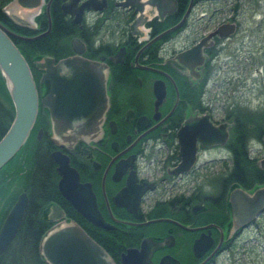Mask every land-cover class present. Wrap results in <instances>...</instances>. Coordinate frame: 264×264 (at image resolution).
<instances>
[{"label": "flooded vegetation", "instance_id": "af4514ba", "mask_svg": "<svg viewBox=\"0 0 264 264\" xmlns=\"http://www.w3.org/2000/svg\"><path fill=\"white\" fill-rule=\"evenodd\" d=\"M11 1L0 0L11 31L30 37L50 28L35 40L12 38L38 41L27 61L38 94L28 138L44 142L57 190L52 153L67 157L104 225L59 190L66 209L51 203L47 218L62 211L112 264H258L264 209L255 191L264 186V129L249 124L247 106L215 81L226 64L220 54L239 26V0H43L40 8L6 10ZM75 57L97 65L107 107L93 136L58 146L41 102L52 79L42 77Z\"/></svg>", "mask_w": 264, "mask_h": 264}, {"label": "water", "instance_id": "95a60500", "mask_svg": "<svg viewBox=\"0 0 264 264\" xmlns=\"http://www.w3.org/2000/svg\"><path fill=\"white\" fill-rule=\"evenodd\" d=\"M42 3L43 0H12L6 10L13 6L31 10L40 8ZM66 6L67 4L62 6L64 12L68 11ZM46 9L49 17V4ZM79 14H76L75 20ZM11 16L16 21L23 20ZM222 29H225L224 25L219 26L216 32L221 33ZM230 30H233V25H230ZM47 32L26 37L11 31L0 22V73L14 109L11 123L0 138V170L26 142L38 110V94L31 69L12 38L31 41ZM45 60L51 61L49 65L53 66L51 59ZM96 66L95 63L79 57L66 58L58 61L43 74L42 80L52 79L51 91L41 98V102L49 108L54 134L51 140L55 145L59 146L66 141L75 142L82 136L89 137L96 133L107 107L105 85L101 82V72L95 68ZM93 73L99 79H94ZM66 129H70L73 135H62L61 132ZM52 157L58 165L56 170L60 176L58 180L60 194L89 221L103 226L89 189L84 184H79L78 175L69 166L67 157L59 151L53 152ZM71 185L74 188L78 187L82 194H73ZM255 196L260 205L263 204L264 209V186L255 191ZM27 205L28 196L21 192L0 227V254L15 237ZM48 219L56 223L44 232L38 245L39 254L46 264H112L103 248L76 222L65 218L62 211L58 212L57 217L49 214Z\"/></svg>", "mask_w": 264, "mask_h": 264}, {"label": "trees", "instance_id": "16d2710c", "mask_svg": "<svg viewBox=\"0 0 264 264\" xmlns=\"http://www.w3.org/2000/svg\"><path fill=\"white\" fill-rule=\"evenodd\" d=\"M0 20L2 23L5 22L1 17ZM42 40L47 41L48 37ZM42 40H40L41 43H43ZM13 42L26 61H30V55L38 51L36 49L38 41L21 42L14 39ZM40 50L47 52V46H41ZM0 92L3 95L0 100L1 138L14 114L13 104L1 73ZM257 116H259L258 113ZM248 118L249 124H252V121L256 123L251 116ZM252 128L249 126V129ZM39 143L33 136L29 137L18 153L0 170V227L18 194L25 191L29 198L21 225L0 257L2 264H46L39 254L38 245L44 232L52 225L47 218L48 207L51 203H56L62 209H66V201L56 187L57 175L46 151L47 148L44 150L45 148L39 147L44 142ZM72 218L76 219L73 216Z\"/></svg>", "mask_w": 264, "mask_h": 264}, {"label": "rangeland", "instance_id": "374dc122", "mask_svg": "<svg viewBox=\"0 0 264 264\" xmlns=\"http://www.w3.org/2000/svg\"><path fill=\"white\" fill-rule=\"evenodd\" d=\"M238 2L242 11L239 26L220 54L226 64L221 65L215 81L221 83L220 91L226 90L231 97L241 99L248 115L256 120L255 126L264 129V0ZM19 10L24 16L29 14L27 10ZM1 97L0 92V100ZM256 251L258 264H264V232Z\"/></svg>", "mask_w": 264, "mask_h": 264}]
</instances>
